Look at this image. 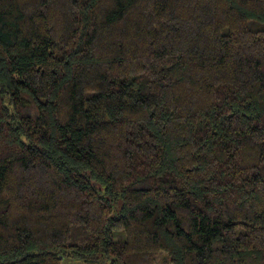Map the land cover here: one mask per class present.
<instances>
[{"label": "trees", "instance_id": "1", "mask_svg": "<svg viewBox=\"0 0 264 264\" xmlns=\"http://www.w3.org/2000/svg\"><path fill=\"white\" fill-rule=\"evenodd\" d=\"M264 264V0H0V264Z\"/></svg>", "mask_w": 264, "mask_h": 264}, {"label": "rangeland", "instance_id": "2", "mask_svg": "<svg viewBox=\"0 0 264 264\" xmlns=\"http://www.w3.org/2000/svg\"><path fill=\"white\" fill-rule=\"evenodd\" d=\"M63 264H83V263L75 260H65Z\"/></svg>", "mask_w": 264, "mask_h": 264}]
</instances>
